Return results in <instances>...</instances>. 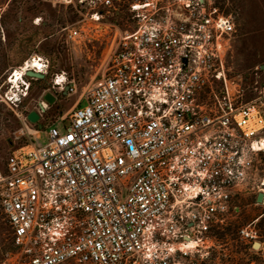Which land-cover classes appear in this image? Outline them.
Listing matches in <instances>:
<instances>
[{
  "label": "built area",
  "instance_id": "2783aa9c",
  "mask_svg": "<svg viewBox=\"0 0 264 264\" xmlns=\"http://www.w3.org/2000/svg\"><path fill=\"white\" fill-rule=\"evenodd\" d=\"M78 3L81 31L113 36L111 64L64 131L49 123L47 143L0 167L15 246L3 264H202L244 191L263 190V68L251 84L230 73L237 24L215 0Z\"/></svg>",
  "mask_w": 264,
  "mask_h": 264
},
{
  "label": "rangeland",
  "instance_id": "374dc122",
  "mask_svg": "<svg viewBox=\"0 0 264 264\" xmlns=\"http://www.w3.org/2000/svg\"><path fill=\"white\" fill-rule=\"evenodd\" d=\"M215 1L234 16L237 24L226 54L230 73L244 75L246 83L251 84V72L259 66L264 78V0ZM84 12L78 0H0L1 168H5L14 150L32 139L39 145L47 143L49 123L56 122L64 131L68 119H63L70 115L82 91L107 72L113 36L102 35L97 29L81 31ZM70 30H77L80 35L71 36ZM31 57L46 63L45 75H29L24 70V79L13 87L12 71L24 66ZM60 75L66 78L59 84ZM47 92L53 94L54 100L46 98ZM254 95L248 89L245 98ZM43 101L46 103L41 104ZM85 103L83 100L82 104ZM32 110L39 112L37 120L29 118ZM255 162V181L263 185L264 151H260ZM257 196L254 189L244 191L236 216L202 264H264V202ZM242 225L256 228L257 237L251 242L240 237L238 228ZM14 249L0 203V264ZM16 260L13 256L8 263Z\"/></svg>",
  "mask_w": 264,
  "mask_h": 264
},
{
  "label": "bare ground",
  "instance_id": "6f19581e",
  "mask_svg": "<svg viewBox=\"0 0 264 264\" xmlns=\"http://www.w3.org/2000/svg\"><path fill=\"white\" fill-rule=\"evenodd\" d=\"M28 65L29 66H35V67H37V66L42 67L45 64L38 57H31V58H29L26 61V63H25L24 66H22L21 68H17V69H15V70L12 71L10 81L13 83V87L19 86L20 81H22L24 79V76H23L24 75V70L25 69L27 70L26 66H28ZM65 78L66 77L63 76V75L62 76L61 75L58 76L57 83H59V84L62 83L65 80ZM43 103L45 104L46 102L43 101ZM262 188L264 190V181H263ZM263 202H264V200H263ZM256 244H258V243H256Z\"/></svg>",
  "mask_w": 264,
  "mask_h": 264
},
{
  "label": "water",
  "instance_id": "95a60500",
  "mask_svg": "<svg viewBox=\"0 0 264 264\" xmlns=\"http://www.w3.org/2000/svg\"><path fill=\"white\" fill-rule=\"evenodd\" d=\"M26 71H27V74H29V75H35V76H44V75H45L44 72L38 71V70H36V69H34V68H29V69H27ZM45 96H46V98H47L48 100H51V101L54 100V96H53V94H51V92H47V93L45 94ZM41 104H43V102H41ZM39 117H40V114H39V112L36 111V110H32V111L29 113V118H30L31 120H37ZM263 197H264V190H260V191L258 192L257 199H258L259 201H263Z\"/></svg>",
  "mask_w": 264,
  "mask_h": 264
},
{
  "label": "trees",
  "instance_id": "16d2710c",
  "mask_svg": "<svg viewBox=\"0 0 264 264\" xmlns=\"http://www.w3.org/2000/svg\"><path fill=\"white\" fill-rule=\"evenodd\" d=\"M28 59H29V58H28ZM28 59H27V60H28Z\"/></svg>",
  "mask_w": 264,
  "mask_h": 264
}]
</instances>
